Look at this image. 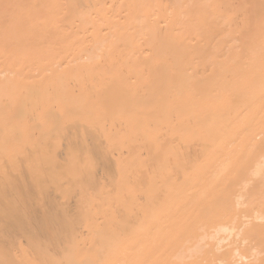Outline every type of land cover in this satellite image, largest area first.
<instances>
[{"label":"bare ground","instance_id":"bare-ground-1","mask_svg":"<svg viewBox=\"0 0 264 264\" xmlns=\"http://www.w3.org/2000/svg\"><path fill=\"white\" fill-rule=\"evenodd\" d=\"M0 264H264V0H0Z\"/></svg>","mask_w":264,"mask_h":264}]
</instances>
